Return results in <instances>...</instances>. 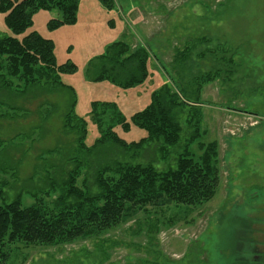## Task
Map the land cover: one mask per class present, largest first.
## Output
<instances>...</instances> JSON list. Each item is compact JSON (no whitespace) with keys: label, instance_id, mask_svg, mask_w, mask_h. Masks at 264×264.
<instances>
[{"label":"rangeland","instance_id":"374dc122","mask_svg":"<svg viewBox=\"0 0 264 264\" xmlns=\"http://www.w3.org/2000/svg\"><path fill=\"white\" fill-rule=\"evenodd\" d=\"M59 16L57 10L37 11L26 34L37 31L52 39L58 63L77 65L61 81L74 89L75 111L89 119L91 140L99 134L89 114L92 101H114L126 115L139 110L150 92L173 83L168 70L180 43L207 35L238 49L236 75L209 81L201 92L203 141L217 143L220 183L203 205H148L98 238L18 245L3 264H264V0H114L112 9L81 0L76 23L50 29V19ZM8 34L0 12V38ZM114 41L148 50L151 76L139 88L125 91L86 78L90 60ZM196 64L209 68L204 60ZM13 88L0 90V165L7 170L0 167V198L21 192L23 204L30 205L35 201L30 192L43 187L40 177L49 164L73 167L66 160L75 151V134L62 131L71 93L59 83L24 96L16 92L24 86ZM18 107L23 110L17 113ZM134 129L116 127L128 141L141 136ZM105 154H94L93 163L103 162ZM147 154L141 162L160 156Z\"/></svg>","mask_w":264,"mask_h":264},{"label":"trees","instance_id":"16d2710c","mask_svg":"<svg viewBox=\"0 0 264 264\" xmlns=\"http://www.w3.org/2000/svg\"><path fill=\"white\" fill-rule=\"evenodd\" d=\"M98 1L113 8L114 0ZM80 3L0 0V12L11 31L0 38V90L24 86L16 90L24 96L32 88L43 91L49 84L59 83L71 93L62 131L75 134V151L66 160L73 167L66 170L49 164L40 177L43 187L30 192L35 199L32 204H23L21 192L11 200L1 196L0 264L10 259L18 245L61 246L98 238L148 205H203L213 199L219 187L217 143L203 141L201 92L209 81L236 75L241 65L236 61L238 49L207 35L180 43L175 48L172 72L168 70L173 83H163L150 92L139 110L126 115L114 101H92L89 114L99 134L91 140L89 119L75 111L74 89L61 81L62 74L76 72L77 65L71 60L58 63L52 39L37 31L26 34L34 24V13L40 10L59 12L58 18L50 19V29L76 23ZM202 60L209 65L207 71L196 64ZM149 63L144 46L133 51L128 43L114 41L90 60L86 78L133 90L150 78ZM116 127L127 133L137 128L141 136L128 141ZM55 151L48 150L49 155ZM100 151L106 152L105 159L94 164L93 156ZM150 152L160 156L141 162ZM157 163H164L163 167Z\"/></svg>","mask_w":264,"mask_h":264}]
</instances>
